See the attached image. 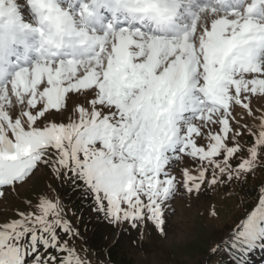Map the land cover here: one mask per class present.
Segmentation results:
<instances>
[{"label":"snow or ice","instance_id":"obj_1","mask_svg":"<svg viewBox=\"0 0 264 264\" xmlns=\"http://www.w3.org/2000/svg\"><path fill=\"white\" fill-rule=\"evenodd\" d=\"M42 171L141 238L264 172V0H0V200ZM47 187L0 211V264H91ZM223 243L264 251V183Z\"/></svg>","mask_w":264,"mask_h":264},{"label":"rangeland","instance_id":"obj_2","mask_svg":"<svg viewBox=\"0 0 264 264\" xmlns=\"http://www.w3.org/2000/svg\"><path fill=\"white\" fill-rule=\"evenodd\" d=\"M180 165L173 167L174 174H178ZM51 183L59 194L68 218L79 226L80 232L87 237L88 230L94 221L104 225L105 234L110 242L116 241L120 250L118 258L124 252L125 259L130 264H218L216 256H227L223 251L224 241L228 239L230 231L236 222L257 202L258 190L264 183V172H257L254 178L242 187L229 188L226 192H213L200 199H190L179 194L171 202L165 212L167 237H161L149 224L141 238V233L129 229L125 225L122 229L109 225L102 217L91 211L90 198H85L82 189H74L69 184H60L51 179L47 172L37 174L35 181L21 189L19 198L9 195L7 201L0 200V211L11 216L23 205L21 200L36 192H49L47 185ZM215 204L219 213L217 218H210L211 206ZM217 245L220 251L211 255V250ZM81 249L87 247L91 264H125L112 261L102 254H96L91 243L77 241ZM251 264H264V251L259 249L251 254Z\"/></svg>","mask_w":264,"mask_h":264},{"label":"trees","instance_id":"obj_3","mask_svg":"<svg viewBox=\"0 0 264 264\" xmlns=\"http://www.w3.org/2000/svg\"><path fill=\"white\" fill-rule=\"evenodd\" d=\"M104 228H105L104 225H102L98 221H94L88 230V234H87L88 242L91 243V245L94 247L96 254L97 253L102 254L106 258L112 261H118L117 258L120 247L118 246L117 240L110 242L108 235L105 234ZM255 252L256 250L253 251L252 253L254 254ZM251 254H250V259L252 260ZM118 259L125 264L131 263L129 259H125L123 251H122V255L119 256ZM216 261L218 264H231V261L228 256L225 257H222V255L216 256Z\"/></svg>","mask_w":264,"mask_h":264}]
</instances>
